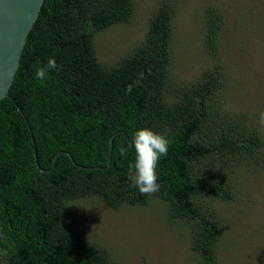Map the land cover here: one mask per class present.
<instances>
[{
    "label": "trees",
    "instance_id": "trees-1",
    "mask_svg": "<svg viewBox=\"0 0 264 264\" xmlns=\"http://www.w3.org/2000/svg\"><path fill=\"white\" fill-rule=\"evenodd\" d=\"M165 3L154 12L145 40L108 67L97 57L95 32L128 21L133 0L44 1L10 88L34 141L12 100H0V264H115L105 248L67 224V202L102 196L115 208L146 203L151 195L129 180L135 158L130 145L143 127L170 132L154 195L168 203L171 218L191 224L192 248L202 264H216L225 226L198 198L231 199L229 174L216 166L219 156L241 152L264 168L257 151L262 142L257 128L240 122L220 128L214 140L209 104L222 87L219 68L176 88L177 99L167 100L174 9ZM220 25L221 14L210 9L205 34L215 51ZM49 58L58 70L38 81L35 71ZM121 146L128 148L124 156ZM201 166L206 173H198Z\"/></svg>",
    "mask_w": 264,
    "mask_h": 264
},
{
    "label": "rangeland",
    "instance_id": "rangeland-1",
    "mask_svg": "<svg viewBox=\"0 0 264 264\" xmlns=\"http://www.w3.org/2000/svg\"><path fill=\"white\" fill-rule=\"evenodd\" d=\"M133 2L128 21L95 32L99 60L112 67L129 55L145 40L154 12L166 2L174 9L167 100L177 99L176 88L219 68L223 81L209 104V131L216 140L220 128L239 122L257 128L262 142L257 151L264 164V0ZM210 9L221 14L216 51L205 34ZM219 157L216 166L229 174L233 197L205 193L198 198L225 226L216 244V264H264V168L248 163L241 152ZM202 172L204 166L198 170ZM67 209V224L105 248L115 264H202V256L192 248L191 224L171 218L168 203L154 194L146 203L125 202L118 208L102 196L79 197L68 200Z\"/></svg>",
    "mask_w": 264,
    "mask_h": 264
},
{
    "label": "water",
    "instance_id": "water-1",
    "mask_svg": "<svg viewBox=\"0 0 264 264\" xmlns=\"http://www.w3.org/2000/svg\"><path fill=\"white\" fill-rule=\"evenodd\" d=\"M44 1L0 0V100L3 98L12 100L18 110L23 114L33 141L34 135L30 122L22 107L11 95L10 88L20 67L28 35L41 14ZM34 150L37 165L41 170H45L39 164L35 147ZM64 152L58 153L54 165L59 156ZM66 153L71 155L70 152Z\"/></svg>",
    "mask_w": 264,
    "mask_h": 264
},
{
    "label": "clouds",
    "instance_id": "clouds-1",
    "mask_svg": "<svg viewBox=\"0 0 264 264\" xmlns=\"http://www.w3.org/2000/svg\"><path fill=\"white\" fill-rule=\"evenodd\" d=\"M58 67L55 58H49L46 65L36 69L35 77L38 81H43L47 78L49 70H58ZM260 122L264 124V113L261 114ZM169 135L168 129L155 132L147 127L139 128L133 135L130 146L134 149L135 158L129 165V180L142 195L150 196L159 191L157 165L160 158L167 155ZM119 151L124 156L128 148L121 146Z\"/></svg>",
    "mask_w": 264,
    "mask_h": 264
}]
</instances>
